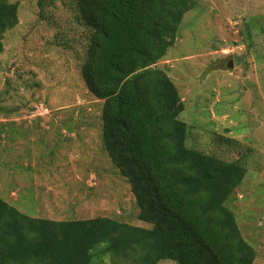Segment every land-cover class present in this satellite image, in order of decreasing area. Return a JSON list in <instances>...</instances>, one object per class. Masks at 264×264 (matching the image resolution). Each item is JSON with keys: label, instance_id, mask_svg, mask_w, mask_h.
I'll list each match as a JSON object with an SVG mask.
<instances>
[{"label": "rangeland", "instance_id": "rangeland-1", "mask_svg": "<svg viewBox=\"0 0 264 264\" xmlns=\"http://www.w3.org/2000/svg\"><path fill=\"white\" fill-rule=\"evenodd\" d=\"M6 1L18 5L19 23L0 48V199L34 217L148 226L104 149L102 101L81 72L89 31L74 3L42 10L41 0ZM196 2L158 67L179 88L188 145L244 163L227 206L257 252L254 264H264V0Z\"/></svg>", "mask_w": 264, "mask_h": 264}, {"label": "trees", "instance_id": "trees-1", "mask_svg": "<svg viewBox=\"0 0 264 264\" xmlns=\"http://www.w3.org/2000/svg\"><path fill=\"white\" fill-rule=\"evenodd\" d=\"M71 1L89 31L81 72L102 101L104 149L148 226L34 217L0 199V264H254L257 252L227 206L247 169L188 145L179 88L158 67L196 0ZM18 23V5L1 0L0 48ZM245 35L254 47L251 29Z\"/></svg>", "mask_w": 264, "mask_h": 264}, {"label": "water", "instance_id": "water-1", "mask_svg": "<svg viewBox=\"0 0 264 264\" xmlns=\"http://www.w3.org/2000/svg\"><path fill=\"white\" fill-rule=\"evenodd\" d=\"M233 62H232V60H230V62H229V64H228V66L229 67H232L233 66V64H232Z\"/></svg>", "mask_w": 264, "mask_h": 264}]
</instances>
